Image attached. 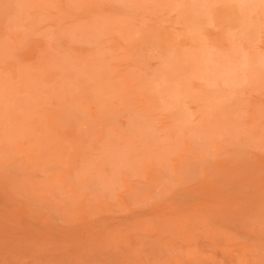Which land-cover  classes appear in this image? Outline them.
Listing matches in <instances>:
<instances>
[{"label":"rangeland","instance_id":"rangeland-1","mask_svg":"<svg viewBox=\"0 0 264 264\" xmlns=\"http://www.w3.org/2000/svg\"><path fill=\"white\" fill-rule=\"evenodd\" d=\"M0 264H264V0H0Z\"/></svg>","mask_w":264,"mask_h":264}]
</instances>
